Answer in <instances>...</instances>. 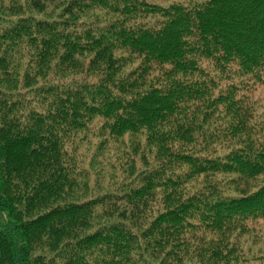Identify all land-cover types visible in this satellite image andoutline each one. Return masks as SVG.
<instances>
[{"label": "trees", "instance_id": "obj_1", "mask_svg": "<svg viewBox=\"0 0 264 264\" xmlns=\"http://www.w3.org/2000/svg\"><path fill=\"white\" fill-rule=\"evenodd\" d=\"M259 89L264 0H0V264H264Z\"/></svg>", "mask_w": 264, "mask_h": 264}, {"label": "rangeland", "instance_id": "obj_2", "mask_svg": "<svg viewBox=\"0 0 264 264\" xmlns=\"http://www.w3.org/2000/svg\"><path fill=\"white\" fill-rule=\"evenodd\" d=\"M155 1H162V0H155ZM192 1H202V0H192ZM258 93H259L260 97L262 96L264 98V91H262V89H259ZM262 105L264 107V103L263 102H262ZM259 110L262 111L263 109L260 108ZM118 154L121 155V156H123V151H121V152L118 151ZM124 157L127 158V155H124L121 158H118L117 156L112 155L109 158V161L110 162H113V163L119 164V163H121V162H123L125 160ZM104 163L109 164V163L105 162V160H104ZM105 168L107 170H109V166H105ZM119 175H120V177H122V172H120ZM97 181H100L101 185L107 186L110 183H112L113 180L110 177H108L107 172H106V173H104L103 177L100 178V179H95V178L94 179H91L90 180V183L91 184H95ZM255 233H256L255 236L249 235V236H244V238H243V240H246L247 239L248 242L251 243V246L253 245L251 247V253H249L248 256L249 257L250 256H252V257H255L256 256L257 258L258 257H262L263 260H264V226H263L262 229H260L258 232H255ZM257 260H260V259H257Z\"/></svg>", "mask_w": 264, "mask_h": 264}]
</instances>
